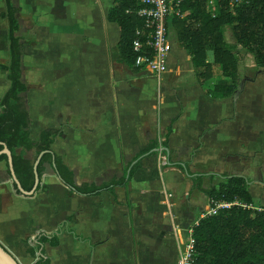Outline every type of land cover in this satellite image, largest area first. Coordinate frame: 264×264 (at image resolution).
Returning a JSON list of instances; mask_svg holds the SVG:
<instances>
[{
    "label": "crops",
    "instance_id": "crops-1",
    "mask_svg": "<svg viewBox=\"0 0 264 264\" xmlns=\"http://www.w3.org/2000/svg\"><path fill=\"white\" fill-rule=\"evenodd\" d=\"M114 1L13 2L29 138L61 130L51 149L78 184L108 183L138 166L125 186L70 196L46 165L45 189L25 196L0 161V244L19 264L33 262L27 240L38 231L58 234L57 246L44 245L50 264H175L178 238L211 212L193 186L197 177L209 189L222 175L242 176L264 208V72L242 79L233 96L213 98L177 42L160 79L133 70L121 61L118 24L107 20ZM4 11L0 0V98L9 87ZM149 140L157 142L155 152L133 159ZM13 154L35 158L34 149L16 147Z\"/></svg>",
    "mask_w": 264,
    "mask_h": 264
},
{
    "label": "trees",
    "instance_id": "trees-1",
    "mask_svg": "<svg viewBox=\"0 0 264 264\" xmlns=\"http://www.w3.org/2000/svg\"><path fill=\"white\" fill-rule=\"evenodd\" d=\"M14 1L3 0L2 18L7 23L8 41V63L4 70L9 87L0 98V151L5 146L11 152L13 172L21 188L26 192L33 189L34 164L39 155L36 165L39 182L34 192L45 189L40 179L46 165L68 188L70 196L99 195L102 191H113L116 186H125L137 165L130 168L128 175L108 183L78 184L75 171L69 170L51 149L62 136L61 130H44L37 141L29 138L26 83L22 75L23 39L17 34L20 30L19 9ZM140 7L137 0H115L107 16L108 21L117 23L120 28L118 51L121 61L133 70L141 69L135 67L136 54L132 51L136 30H144L143 19L136 14ZM182 11L186 12L185 18H172L169 28L174 30L178 46L190 57L198 84L211 97L229 98L238 91L242 81V51L251 56L255 75L264 72V0H248L233 7L227 0H217L214 16L207 11L203 0H185ZM226 28L231 31L232 42L225 39ZM170 133L171 126H168L161 142L165 149ZM16 147L34 149L35 158L13 154ZM157 147L156 141L149 140L144 149L135 151L133 159L151 155ZM0 161L7 162V156L1 154ZM12 185L20 193L16 184ZM193 186L206 196L208 206L213 210L192 226L194 264H264V208L254 205L247 180L242 176L222 175L220 182L205 189L201 186V178L197 177ZM27 242L33 245L27 250L33 258L31 264H50L44 245L57 246L58 234L38 231Z\"/></svg>",
    "mask_w": 264,
    "mask_h": 264
},
{
    "label": "built area",
    "instance_id": "built-area-1",
    "mask_svg": "<svg viewBox=\"0 0 264 264\" xmlns=\"http://www.w3.org/2000/svg\"><path fill=\"white\" fill-rule=\"evenodd\" d=\"M141 7L136 14L144 22V30H136L132 41V51L136 54L134 65L150 72L157 79L167 71V59L171 51L169 39V21L178 17L183 19L186 12L182 11L185 0H137ZM208 12L215 15L217 0H203ZM229 5L247 2L248 0H227ZM162 165L166 158L162 157ZM213 210L211 209L212 213ZM209 213V214H210ZM192 227L186 239H179L178 257L175 264H194V247L191 238Z\"/></svg>",
    "mask_w": 264,
    "mask_h": 264
},
{
    "label": "rangeland",
    "instance_id": "rangeland-1",
    "mask_svg": "<svg viewBox=\"0 0 264 264\" xmlns=\"http://www.w3.org/2000/svg\"><path fill=\"white\" fill-rule=\"evenodd\" d=\"M210 12L214 13L213 10H210ZM185 16H186V14H185ZM169 39H170V41L172 43L171 44L172 49L176 48L175 47L176 46V38H175L174 30L172 28L169 30ZM225 39L228 42H232L233 41L232 36H231V31L228 28L225 29ZM177 48H178V50L181 49L178 46H177ZM241 54H242V57H243V64L241 66V73H242L243 82L245 83L246 81H249L251 78L255 77V74H254L255 70H254L253 61H252L251 56H248L247 54H244L243 51H242ZM263 78H264V76H262L259 80H262ZM254 205L256 207H259V199L258 198L254 199Z\"/></svg>",
    "mask_w": 264,
    "mask_h": 264
},
{
    "label": "water",
    "instance_id": "water-1",
    "mask_svg": "<svg viewBox=\"0 0 264 264\" xmlns=\"http://www.w3.org/2000/svg\"><path fill=\"white\" fill-rule=\"evenodd\" d=\"M241 83H243V82H241ZM1 154H5L7 156V162H8V165H9V169H10L13 181L15 182L19 192L22 195H25V196L33 194V192L35 191L36 186H37V184L39 182V179H38V176H37V173H36L37 162L34 164L35 165V168H34V171H35V184H34V187H33V189L30 192H26V191H24L21 188V186H20L19 182L17 181V179L15 177V174L13 172L11 152L7 149V147L4 146L3 149L0 151V155ZM0 264H19L18 261L1 244H0Z\"/></svg>",
    "mask_w": 264,
    "mask_h": 264
}]
</instances>
